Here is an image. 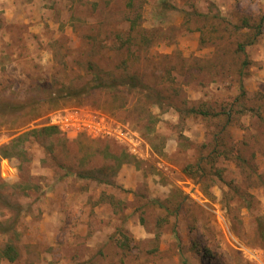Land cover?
<instances>
[{
    "label": "rangeland",
    "instance_id": "obj_1",
    "mask_svg": "<svg viewBox=\"0 0 264 264\" xmlns=\"http://www.w3.org/2000/svg\"><path fill=\"white\" fill-rule=\"evenodd\" d=\"M261 225L264 0H0V264H264Z\"/></svg>",
    "mask_w": 264,
    "mask_h": 264
},
{
    "label": "trees",
    "instance_id": "obj_2",
    "mask_svg": "<svg viewBox=\"0 0 264 264\" xmlns=\"http://www.w3.org/2000/svg\"><path fill=\"white\" fill-rule=\"evenodd\" d=\"M254 28H256V30L259 31L257 34H260L261 26L256 25ZM237 52L244 53V46L242 44H238ZM243 64L246 65L247 63L243 62ZM93 76L95 77V80L98 81V84L96 85V87H98V88L102 87L103 88V85H102L103 82L101 83L100 76H95V75H93ZM51 130L55 131L56 129L54 127H43L39 132H47V131H51ZM78 176L84 178V176L82 174H78ZM1 230H3V229H1ZM260 236L264 238V228L262 225L260 227ZM0 257L7 259L9 262H13L17 258V253L11 244H7L5 246V248L2 249V252H0Z\"/></svg>",
    "mask_w": 264,
    "mask_h": 264
}]
</instances>
